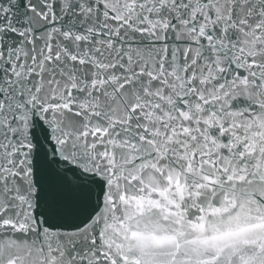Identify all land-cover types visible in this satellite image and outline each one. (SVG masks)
I'll return each instance as SVG.
<instances>
[{"label":"snow or ice","instance_id":"obj_1","mask_svg":"<svg viewBox=\"0 0 264 264\" xmlns=\"http://www.w3.org/2000/svg\"><path fill=\"white\" fill-rule=\"evenodd\" d=\"M0 264H264V0H0Z\"/></svg>","mask_w":264,"mask_h":264}]
</instances>
